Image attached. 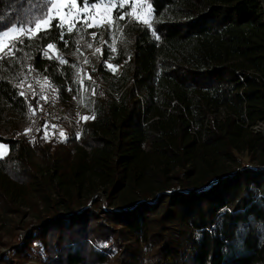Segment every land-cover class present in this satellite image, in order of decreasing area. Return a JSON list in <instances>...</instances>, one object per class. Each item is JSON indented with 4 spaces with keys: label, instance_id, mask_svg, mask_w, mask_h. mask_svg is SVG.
<instances>
[{
    "label": "trees",
    "instance_id": "obj_1",
    "mask_svg": "<svg viewBox=\"0 0 264 264\" xmlns=\"http://www.w3.org/2000/svg\"><path fill=\"white\" fill-rule=\"evenodd\" d=\"M147 1L155 26L125 27L129 40L120 44L127 54L118 61H125L126 78L120 97L100 87L95 117L71 150L63 148L67 155L58 154L59 144L54 151L50 144L37 145L48 170L35 167L34 146L13 130V122L42 98L21 95L19 82L25 70H40L69 99L79 86L69 56L76 47L73 35L64 32L61 38L52 20L47 33L12 45L11 59L0 61V146L9 148L0 156V205L14 209L21 199L29 204L42 199L53 207L58 201L53 192L67 205L65 213L55 210L30 228L0 264H24L38 251L43 264H110L114 257L118 264H143L139 248L127 239L153 240L156 264H264V168L240 163L223 174L206 172L202 183L194 180L217 155L237 162L236 150L264 151V135L254 129L264 123V4ZM39 3L0 0V28L17 26L29 12L40 15ZM50 43L56 53L47 50L46 56ZM108 72L104 63L96 71L104 79ZM104 79L109 87L112 81ZM221 109L226 117L218 120L214 112ZM193 125L197 131H191ZM46 129L42 121L37 142ZM168 165L177 167L174 175ZM93 175L108 179L105 206L100 195L94 197L97 188L86 205L81 202L82 184ZM146 175L161 183L159 194L139 187ZM130 191L139 198L112 206Z\"/></svg>",
    "mask_w": 264,
    "mask_h": 264
},
{
    "label": "rangeland",
    "instance_id": "obj_2",
    "mask_svg": "<svg viewBox=\"0 0 264 264\" xmlns=\"http://www.w3.org/2000/svg\"><path fill=\"white\" fill-rule=\"evenodd\" d=\"M87 4L88 8L85 9V0H62L58 5L56 13L64 18L66 25L73 27L70 34L73 35L76 47L71 51L69 56L75 60L74 84L79 85L78 90L76 92L74 91L69 99L64 100L66 96L60 92L62 86L51 80L44 72L37 69L31 71L25 70L22 74L23 78L19 82L26 97L29 95L33 96L35 93H38L42 97L37 99L35 106L29 108L23 118H17L13 122V130L21 138L27 139L34 146L32 161L38 169L43 168L48 170L45 164L49 161L45 159V156L39 151L37 145L50 144L53 146L51 149L54 151V145L59 144V147L56 148L59 150L58 154L60 152L63 154L64 151L67 155L68 150L63 148H69L71 150V142L80 139L85 125L95 117L96 110L94 108V101L95 97L101 91L100 87L109 89L116 99L120 97V93L125 88L126 79L123 78L125 61L118 62L120 56L126 52L123 50L120 51V44L124 39L129 40V37L125 34V27L129 22L139 24L151 30L155 26L156 19L153 15L152 7L147 0H111V3H108V1L89 3L87 1ZM69 6H71L70 12L68 11ZM85 15L87 16L88 24L103 25V27H88L77 22L78 20L82 21ZM120 16H123V19H120ZM46 20L47 18L42 20L41 28L50 26L52 20L45 24L43 21ZM145 21L147 23H144ZM24 28L25 31L21 34L23 36L34 37L40 31L34 26L31 32L27 31L28 27ZM65 32L67 33V31ZM3 43L6 47L0 48V54L6 49L9 50L12 46L10 40H5ZM48 51L54 54L56 53L55 48ZM101 63H104V67L109 70L107 73L108 77L106 76L105 79L100 73H96ZM107 78L109 81H112L109 87L102 82V79L105 81ZM72 87V84L67 85V94L71 91ZM49 92L53 96L54 94L57 96L56 99L60 104L58 107L59 111L57 112L55 110L53 114L50 112L51 108L47 98V93ZM36 110L39 111L38 114L35 112ZM214 113V116L218 120L226 117L225 109ZM42 121L44 127L47 128V135L44 136L43 144L36 141L38 135H40L39 128ZM208 122L209 120L205 123L206 128L209 126ZM254 129L256 132L262 131L264 135V125H257ZM191 131H197V126L193 125ZM108 137L112 138L113 136L109 135ZM68 138H70V141H68ZM54 141L55 144H52ZM8 152V146L2 144L0 146V156H7ZM235 155L238 157L237 162L232 158H226L224 155L215 156L211 161V166L206 165L202 173L196 175L194 180L197 183H202L206 172L213 173L215 171L223 174L235 168L240 163L242 165L261 166L264 168V151L242 149L236 150ZM159 166L157 164L154 165L157 170H160L161 166ZM167 167L170 175H174L177 172V167L174 169V165H168ZM160 184L154 177L146 175L140 179L139 187L151 188L159 194L161 192V188H159ZM108 185L107 177L100 178L93 175L90 183L82 184L81 202L86 205V198L91 195L92 189L97 188L94 197L100 195L102 197V205H107L105 188ZM129 196L139 198L132 191L128 194L123 192L113 200L112 206L122 207L121 205L128 200ZM52 198L58 200L57 204L53 205V207L50 202H42V199H36V203L34 204H29L21 199L18 206L17 204L11 206L14 209H4L1 207L3 205H0V259L4 254L9 253L14 245L24 240L30 228L34 225H40L45 216L55 212V210L60 213L67 211L66 203L61 202L55 192L52 193ZM172 227L180 229L177 225H172ZM177 232L175 236H177ZM127 242L131 243L133 247L139 248V255L143 264H156L158 245H154L153 240L147 239L146 241L136 242L134 239H127ZM35 247L38 250L40 249V246ZM40 259L41 253L38 251L32 256H28L24 264H43L40 262ZM110 264H118L117 257H114Z\"/></svg>",
    "mask_w": 264,
    "mask_h": 264
},
{
    "label": "snow or ice",
    "instance_id": "obj_3",
    "mask_svg": "<svg viewBox=\"0 0 264 264\" xmlns=\"http://www.w3.org/2000/svg\"><path fill=\"white\" fill-rule=\"evenodd\" d=\"M61 2L62 0H40L39 6L36 8V11H38L40 15H35L34 12H29L24 20L20 21L17 26H13L9 31H4L2 28H0V48L6 47V45L3 43L5 40H10L11 44L14 46L17 43L23 44L25 39L27 40L34 39L33 36L21 35L25 31L24 25H28L27 31L29 32H31L32 27L34 26L40 31L47 33L48 31L47 26L41 28V23H42L41 18L42 17L47 18L46 21H43L45 24H47L51 20L56 21V28L61 32V38H63V34L65 31H67V33H71L73 30V27L66 25L64 18L56 14L58 10V5ZM108 3H111V0H108ZM84 7L85 9L88 8L87 0H85ZM93 7H95V5H93ZM68 11L69 12L71 11V6L68 7ZM119 18L123 19V16H120ZM2 19L3 17H0V20ZM77 22H80L83 25H87L88 27H103V25L88 24V19L86 15L82 21L78 20ZM144 23H147V22L145 21ZM50 49H54V45L51 43L48 44L46 46V50H44V54L46 56L48 55L47 50H50ZM10 53H11V48H9L8 56L0 55V61H3V59H6V58L11 59ZM20 94L24 95L23 92H21Z\"/></svg>",
    "mask_w": 264,
    "mask_h": 264
},
{
    "label": "built area",
    "instance_id": "obj_4",
    "mask_svg": "<svg viewBox=\"0 0 264 264\" xmlns=\"http://www.w3.org/2000/svg\"><path fill=\"white\" fill-rule=\"evenodd\" d=\"M21 92L24 93L23 89H21ZM25 94V93H24ZM56 95L54 94V96L51 94V92L47 93V98L49 101V105H50V112L53 114V112L56 110L57 112L59 111L58 107L60 106L58 100L56 99ZM258 125H264V123H259ZM257 126V125H256ZM255 126V127H256Z\"/></svg>",
    "mask_w": 264,
    "mask_h": 264
},
{
    "label": "water",
    "instance_id": "obj_5",
    "mask_svg": "<svg viewBox=\"0 0 264 264\" xmlns=\"http://www.w3.org/2000/svg\"><path fill=\"white\" fill-rule=\"evenodd\" d=\"M262 2L264 3V0H262Z\"/></svg>",
    "mask_w": 264,
    "mask_h": 264
}]
</instances>
